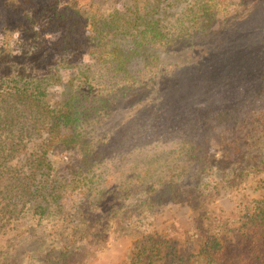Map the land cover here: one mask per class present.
Masks as SVG:
<instances>
[{
	"label": "trees",
	"instance_id": "16d2710c",
	"mask_svg": "<svg viewBox=\"0 0 264 264\" xmlns=\"http://www.w3.org/2000/svg\"><path fill=\"white\" fill-rule=\"evenodd\" d=\"M237 8L239 13L232 15ZM219 17L232 25L257 20L264 34V0H132L123 9L109 10L77 0H0V31L29 24L39 35L41 26L51 28L59 34L57 46L81 58L63 83L64 97L53 104L30 84L28 67L13 85L0 82V131L6 133L0 142V217L14 218L13 227L31 219L35 229L25 226L16 238L35 239L43 225L39 241L50 248L43 259L47 264H75L80 248H92L110 233L137 230L143 237L127 264H264V198L250 202L231 241L221 225L205 234L197 226L186 248L178 250L172 239L149 231L165 202L186 204L208 220L206 206L219 193V183L257 175L262 164L264 57L249 65L234 94L225 88L234 97L230 103L199 95L186 108L175 97L181 99L177 91L186 83L184 71L208 61L182 62L172 56L194 46L209 54L224 51V33L215 27ZM13 58L6 41L0 48V79L11 76L4 72ZM122 110L137 115L136 124L167 126L165 132H174V121L178 127L188 121L184 151L152 170L125 171L127 154L119 151V137L132 129L131 118L102 137L89 129ZM39 128L45 132L40 145L32 138ZM213 138L221 146L220 157L210 151ZM58 148L70 154L68 175L59 179L49 154ZM22 154L32 164L26 172L11 163ZM8 241L9 249H0V264H17V256L7 255L16 253L19 242L12 236Z\"/></svg>",
	"mask_w": 264,
	"mask_h": 264
},
{
	"label": "rangeland",
	"instance_id": "374dc122",
	"mask_svg": "<svg viewBox=\"0 0 264 264\" xmlns=\"http://www.w3.org/2000/svg\"><path fill=\"white\" fill-rule=\"evenodd\" d=\"M77 1L81 4L93 2L105 10L123 9L132 2V0ZM239 11L240 9H235L232 15L238 14ZM260 24L261 22L259 23L257 20H238L236 25H232L229 23L228 18L219 17L215 27L216 30L224 33L223 35L220 34L226 47L224 51L209 54L207 48L194 46L184 53L172 56L173 59H179L182 62L196 61L195 63L200 64L201 59L208 61L204 67L195 65L193 66L194 70L187 69L184 71L186 83H184L182 89H178L177 93L180 94L181 99L175 96L177 101L188 108L195 105L194 98L199 95L203 96L206 99L205 101L220 100L215 101L216 103H225L233 99L234 97L224 91L225 88H229L234 94L237 85L243 83L246 73H249V65L260 63L258 57H264V34L258 30ZM39 29V35L34 33L29 24L20 25L15 30L0 31V48L6 41H9L14 56L13 60L7 64V69L4 72L11 76H5L0 79V82L6 80L7 84L11 83L13 85L22 76L20 73L24 72V68L28 67L27 72L30 76L27 78L30 84L37 85L44 92L45 101L53 104L64 97L63 83L73 71V64L80 62L81 58L76 56L73 49L65 53L63 46H57L58 32H53L51 28L44 29L43 26ZM210 55L212 57H209ZM251 59L253 61H249ZM171 64L174 67V61ZM245 66L248 67L245 68ZM236 75H240L242 79H239L240 77L238 78ZM11 78L14 80L13 82ZM181 79L184 81L183 78ZM189 86L188 90H183ZM183 95L186 96V100L183 99ZM179 116L182 117V115ZM128 118H131L129 121L132 129L130 131L125 129L120 134L122 136L119 137L121 144L119 151L127 154V168L125 171L134 173L137 169L141 171L147 168L152 170L154 166L161 164L167 158L169 160L177 159L184 151V147L187 145L185 139L187 132L185 129L189 123L188 121H182L181 127H178L177 122L174 121V132H165V130H169L167 126L159 128L157 125L155 127L153 126L154 121H150L147 124L148 126H142L140 123L136 124L135 121L140 118L133 115V112L129 114V112L122 110L113 112L101 120L94 121L89 129L94 136L102 137L113 131L122 121ZM160 120V123H165L163 117H160ZM5 134L0 131V142L5 138ZM44 137L45 132L42 128L36 130L32 136L33 141L38 142L39 145ZM210 146L211 153L220 157L221 146L214 138L211 139ZM27 147L29 151L32 150L30 144H27ZM49 154L53 160L55 177L59 179L68 175L69 152L58 148L51 150ZM261 160L260 169L256 170L257 175L238 179L237 182L231 183L226 179L227 181L219 183V193L214 201L206 206L205 213L208 220L204 219L203 221L199 217V213L186 204L165 202L156 213V218L153 221L154 225L149 231L172 239L178 250L186 248L185 241L189 238L191 230L197 226L196 231L205 234L208 228H212L211 230L214 232V226L221 225L225 229L224 232L228 234V240L231 241L235 230L242 227L245 216L250 210V202L264 198V156ZM11 163L18 170L24 172L30 170L32 166L31 162L27 163V158L25 159L23 154ZM1 205L2 201H0ZM8 219L0 217V245L4 244L5 247L0 249H9L7 248L9 245L8 237L12 236L15 242H19V245L15 248V254L11 253L13 255L8 254L7 256H13V258L17 256V264H47L43 259L50 248H42L39 241L42 238L40 229L44 226L38 228L39 232L36 233L38 235L34 236L35 239L28 235L16 238L15 235L21 232L25 226H30V232L35 227L32 225L30 218L25 219L24 224L15 227L12 223L14 218H10V222L7 221ZM74 219L76 224L81 222L77 214ZM143 233L142 230L110 233L104 241L94 247L89 249L87 247L80 248L79 255L73 260L75 264H127L131 260L133 249L143 237ZM236 240H238V237H236ZM230 241L231 246L238 243ZM163 262L164 260H157L155 264ZM10 264H14V261Z\"/></svg>",
	"mask_w": 264,
	"mask_h": 264
}]
</instances>
